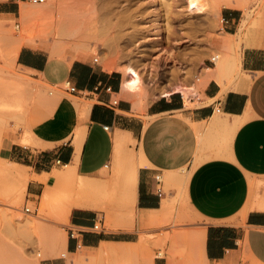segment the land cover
<instances>
[{
  "label": "crops",
  "instance_id": "0c3cea01",
  "mask_svg": "<svg viewBox=\"0 0 264 264\" xmlns=\"http://www.w3.org/2000/svg\"><path fill=\"white\" fill-rule=\"evenodd\" d=\"M24 1L27 0H0L4 28L9 26L7 22H17L19 3ZM232 11L224 16L228 22L223 28L235 35L240 19L238 9ZM24 27L28 32L29 26ZM262 36L240 40L239 47L232 52L237 57L235 69L224 73L227 75L218 78L220 70L216 71L215 63L209 64L217 73L202 74L198 94L188 100L194 104L192 107L178 92L145 103L134 102L122 90V72L105 68L91 54L85 58L51 56L42 46L30 44L8 51L13 57L7 61L31 79L27 83L13 79L22 89L16 94L3 93L8 104L28 105L34 99L33 107L38 109L45 103L44 98L37 91L29 97L25 88L36 86L43 90L48 84L60 85L62 96L69 100L73 97L87 106L85 119L81 123L75 119L73 127L63 132L50 130L51 120L47 117L35 119L30 126L33 145L29 146L16 141L20 131H12V116L0 120V142L6 137L1 148L5 158H0L16 163L18 173L26 178V195L30 200L54 186L55 173L64 166L71 164L77 174L96 180L112 176L118 179L122 171L114 175L121 170L116 160L117 149L128 148L134 155L132 227L106 231L104 217H99L101 211L71 206L65 227L68 254L80 248L96 249L103 243L136 242L149 211L160 210L164 200L169 202L181 196L195 219L191 233L202 232V252L208 262L264 264V44L259 43ZM46 143L50 144L42 145ZM180 176L186 177L184 188L173 179ZM98 221L101 230L94 231L93 225ZM83 227L86 231L81 230ZM59 263L62 261L56 262ZM153 264L166 262L155 258Z\"/></svg>",
  "mask_w": 264,
  "mask_h": 264
},
{
  "label": "bare ground",
  "instance_id": "6f19581e",
  "mask_svg": "<svg viewBox=\"0 0 264 264\" xmlns=\"http://www.w3.org/2000/svg\"><path fill=\"white\" fill-rule=\"evenodd\" d=\"M253 1L255 0H185L186 11L196 15L203 13L205 5L208 4V13L211 19L215 21L220 20V11L222 8L238 9L244 12V18L235 35L226 33L220 26H218L217 37L211 41L210 50L213 51L211 58H214L216 71H220L217 73L214 70L215 67L210 68L209 66H203L197 71L196 75H193V79L191 80V84H189V86H185L183 84L184 78L182 77H180L174 84L170 85L158 79H151V73L145 65L143 66V72L145 71V74H143L142 68L138 69V67L130 62V64L123 65V67L120 66L125 76L122 82L123 92H125L134 100V102L136 101L137 103H145V101L148 100L147 96L152 95L153 91H159L162 95H170L171 92H178L182 94L184 101L188 102L190 96L198 94L201 77H204L203 75L206 72L207 76H210L212 73L214 74L213 71H215V74L217 73V75H219L218 78H221L223 75H227L224 73H229L231 70L235 69L237 57L236 52L235 56L232 55V52L235 51L234 49L239 47L240 40L244 37L253 36L258 39L263 35L262 26H264V14L263 16H259L263 17L262 19L260 18L261 20H254L252 19L253 17H250ZM87 2L88 0H27L19 3L21 6H19L20 17L17 22L13 20L11 22H7L10 24L9 26L7 25V28H4L5 25H3V21H0V48L11 47L13 51H16V49H18V47L22 44L38 45L45 48L51 56H70L72 58H85L90 54L98 52L105 56L103 65L111 67L114 66V64H117L121 59L114 60L109 57L110 49L112 48L109 41L114 38L119 31L116 30L115 33H112L114 35H110L111 32L95 34V31H89L90 25L88 21H90L89 18H91L94 13V8L93 5L86 6ZM149 2H151V6H153V4H159V0H150ZM25 25L29 26L28 32H26V28L24 27ZM104 51H107L108 54L106 55ZM156 55L158 58L161 57L167 62L170 61L172 63L175 61L168 53L158 52ZM3 71L5 72V75L13 76L16 80L22 83H27L28 80H31L29 77L12 70L8 64H2L0 66V74ZM59 86L60 85L52 86L47 84L43 90L37 88L36 86L33 88H25L29 97L34 95V92L37 91L38 96L44 98L45 103L42 105L40 110L37 109L38 111H36L34 117L33 115H30L27 116L28 119H26V115H22L20 117L18 116V121H16L17 123L13 127L12 131L14 134L20 131L19 137L16 140L20 144L24 146L33 145L32 138L30 137L31 122L29 119L33 120L36 116L37 120L39 118H49L51 120L49 124L50 130H54L55 132L70 130L73 127L72 125L75 119H78L77 121L80 123L85 119L87 114V106L84 105L85 103L82 104L77 102L73 97H71L70 100L65 98L58 90ZM76 132L78 135L80 134V127L76 128ZM42 145L46 146L48 144ZM122 148L124 149V147ZM131 151L133 152L132 149ZM133 158L134 155L128 151V148L123 151H119V148L117 149L116 160L121 170H116L114 175H117L122 171L121 174H119L122 178L117 176L118 179H121L117 181L118 183H116V176L96 180L77 174L74 166L71 164L64 166L61 171L55 173L56 180L54 181V186L48 188L46 187L47 189L41 195L40 209L45 207V205L49 203L52 196L57 194L58 191L67 188L74 192V197L70 203L65 206L66 208L65 212H63V218L68 215L71 206H89L103 212L104 220L110 229H129L130 226L132 227V221L135 217L130 216L129 219H126L124 214H127L129 208L132 207L136 191V180L134 179V170L136 168L134 169L133 166ZM115 165H117V163ZM130 165L133 166L132 171L129 170ZM125 170H127V173ZM117 171H119V173ZM124 172L126 175L128 173L130 174L126 176ZM131 172L133 173L131 174ZM52 173L54 172L52 171ZM125 176L126 178H124ZM8 178L14 181L12 195L15 196L14 203L9 207L20 211L21 209L19 207H21L24 190L26 189V178L20 176L16 163L0 158V183H2L3 180L6 181L5 179L8 181ZM123 178L125 181H123ZM43 179L45 180V178ZM173 179L176 184H181L182 188L185 187V176L184 178L175 177ZM107 195L113 197L110 205H106L103 201V197H106ZM158 211L159 210L149 211L148 217H146L147 219L143 220L142 224L146 225L157 221L155 213ZM20 227L25 230L31 229V226L26 223H23ZM37 230V236L40 241H42L44 250L47 254H57L59 252V254H62L63 257H67L68 253L65 250L67 239L64 233L53 230L52 228H46L43 225H39ZM195 231H193L195 233L192 232L193 234L191 233V235H188L189 241L187 245L191 248V256H188L187 262L199 264L200 260L207 262V259L202 252V232L200 230ZM174 234L176 233L170 234L171 236L169 235V237L166 236L167 240H163L164 243H162V246L156 255L159 257L166 255V258H168L167 264H173L175 260H177L179 252L182 250L180 244L181 234L180 236H178V233L176 236ZM167 241L169 242L168 245H166ZM117 244L130 246V249H139L143 246L142 240L135 243L120 242ZM110 246L111 244L109 243L101 244L98 248H96V255H93L92 257L103 256L110 251L112 252ZM123 248L124 247H122L119 252H121ZM187 250L189 252L188 248ZM182 252L183 251L180 252L181 256ZM92 257H86V255L80 252L74 257L72 262L73 264H87ZM144 258L145 259L142 258L144 264H152V260L146 257ZM180 261L181 259L174 264H183L180 263ZM259 263L260 262H258V264ZM0 264H3L2 258H0Z\"/></svg>",
  "mask_w": 264,
  "mask_h": 264
},
{
  "label": "rangeland",
  "instance_id": "374dc122",
  "mask_svg": "<svg viewBox=\"0 0 264 264\" xmlns=\"http://www.w3.org/2000/svg\"><path fill=\"white\" fill-rule=\"evenodd\" d=\"M149 1L88 0L86 6L93 5L94 8V13L89 18L90 21H88L90 25V28L88 27L89 31H95V34L111 32L110 35H114L112 33L118 30L119 32L116 36L109 41L112 45L109 57L114 60H121L111 67L103 65L105 56L102 53L95 52L91 55L93 58L98 59V62L105 68L120 70L123 78L125 76L120 66L123 67V65L132 62L138 69L142 68V72L145 65L150 71V76L153 80L158 79L172 85L182 77L184 78L183 84L189 86L193 75H196L201 67L209 66L208 60L209 58L211 59L213 54V51L210 50L211 41L217 37L218 26L224 31L221 18L234 11H232L233 9L222 8L220 20L215 21L211 19L208 13V4L205 5L203 13L196 15L186 11L185 0H159V4H153V6L150 5L151 2ZM263 3L264 0L253 1L250 14V17H253L252 19H262L264 17ZM237 12L240 25L244 18V12L242 10ZM262 29L263 36L259 43L264 44V26H262ZM9 48V50L6 47L0 48V66L8 64L12 70L22 73L14 63L7 61L13 57L12 53L9 54V52H13V49ZM104 52L106 55L108 54L107 51ZM158 52L170 54L175 61L171 63L161 57L158 58L156 55ZM143 74H145V71ZM0 79V120L11 119L12 116L15 126L17 119L22 115H26V119L30 115L34 117V114L38 111L37 108L33 107L34 99H31L28 105L8 104L2 97L3 93H19L22 86L13 81L15 79L13 76L5 75L4 71L0 74ZM4 79L11 80L5 81ZM153 94L147 96L148 100L146 102L162 96L159 91H153ZM187 106L192 107L194 104L188 102ZM41 108L42 105H39L38 109L40 110ZM35 119L37 120V116ZM35 119H29L31 124ZM5 138H2L0 142V157L2 158H5L4 152L1 151ZM46 144L49 145L50 143ZM182 177L184 178V176H180V178ZM5 180L0 183V258H2L3 264H56L59 260L62 261L59 264H67L68 262V264H73L74 257L80 252L86 257L96 255L97 249L85 248H80L75 253L68 254L67 257H62L59 252L57 254H47L42 241L37 236V227L43 225L46 228H52L64 233L67 239L65 227L68 225V215L63 218V212H65V206L74 197V192L71 189L64 188L58 191L57 194L52 196L49 203L43 207L44 209H40L41 196L35 197L32 201L27 197L25 189L22 204L19 207L21 210L19 211L9 207L15 201V196L12 195L14 181L10 180V178H8V181L7 179ZM179 185L182 188L181 184ZM103 198L106 205L112 203L113 197L107 195ZM25 207L30 208L31 211L25 212ZM101 216L104 217L103 212L99 213V217ZM130 216L135 217L132 207L129 208L127 214H124L126 219H129ZM155 216L157 221L141 225V228H139L136 242L142 240L143 246L141 248L130 249V246L112 243L110 246L112 252L110 251L103 256L88 258L90 260L87 264H144L142 260V258L145 259L144 257L152 260V264L155 258L163 260L167 264L168 258H166V255L163 257L156 255L162 243L173 233H178V236L181 234L180 244L183 252L182 256L180 254L181 251L179 252L177 260L181 259L183 262L180 261V263L183 264H193L192 262H187L191 253V248L187 244L189 241L188 235H191L190 227L195 224V219L190 216V213L185 208L183 198L177 196L169 202L164 200L162 208L155 213ZM104 222L103 228L106 231L110 230L105 220ZM23 223L31 226V229H21L20 226ZM176 234L174 235L176 236ZM168 243L167 241L166 245ZM122 247H124L123 250L119 252ZM177 260L175 262L179 261ZM199 264L216 263L200 260Z\"/></svg>",
  "mask_w": 264,
  "mask_h": 264
},
{
  "label": "built area",
  "instance_id": "2783aa9c",
  "mask_svg": "<svg viewBox=\"0 0 264 264\" xmlns=\"http://www.w3.org/2000/svg\"><path fill=\"white\" fill-rule=\"evenodd\" d=\"M228 22V19L227 18H225L224 16H223V18H222V23L223 24H226ZM94 60L95 61H98L96 58H94ZM209 64H214V58H209ZM68 89L70 90V91H74L75 90V88L74 87H68ZM179 95L182 97V94L181 93H179ZM183 98V97H182ZM216 111H219V108H216L215 109ZM106 128V127H105ZM157 179H158V177H156ZM24 210L26 211V212H30L31 210L28 208V207H25L24 208ZM86 229L87 228H85V227H83V228H81V230L82 231H86ZM94 231H100L101 230V224H100V221H98L96 224H94L93 225V228H92Z\"/></svg>",
  "mask_w": 264,
  "mask_h": 264
}]
</instances>
